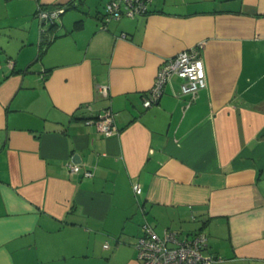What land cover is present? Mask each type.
<instances>
[{"label": "crops", "instance_id": "0c3cea01", "mask_svg": "<svg viewBox=\"0 0 264 264\" xmlns=\"http://www.w3.org/2000/svg\"><path fill=\"white\" fill-rule=\"evenodd\" d=\"M107 1L0 0V264H142L145 221L203 231L212 264H264V0H152L104 22ZM57 4L42 47L37 8ZM193 47L206 85L180 94L173 76L144 107ZM106 109L118 134L87 122Z\"/></svg>", "mask_w": 264, "mask_h": 264}, {"label": "built area", "instance_id": "2783aa9c", "mask_svg": "<svg viewBox=\"0 0 264 264\" xmlns=\"http://www.w3.org/2000/svg\"><path fill=\"white\" fill-rule=\"evenodd\" d=\"M151 2L152 0H108L103 8V20L107 22L122 16L134 17L145 14ZM63 11V6L52 9L38 7L36 15L41 22L52 23ZM173 76L182 79L179 84L180 94L194 96L200 87L206 85L205 64L198 47L182 50L160 64L152 86L143 96L144 107H149L159 101L164 86L171 81ZM100 92L106 94V88L101 87ZM90 121L106 136L119 133L114 122V114L108 109L96 119L87 120V122ZM68 169L71 173H77L80 171V165L70 162ZM83 175L91 176L92 172L85 169ZM132 188L135 194L141 191L139 184H133ZM141 229L142 233L136 239L135 247L137 257L142 264H212L216 259L214 255L203 252L207 239L203 231L199 230L191 235L181 236L176 231L166 229L162 235H157L147 221L142 224ZM104 247H108V244H104Z\"/></svg>", "mask_w": 264, "mask_h": 264}, {"label": "rangeland", "instance_id": "374dc122", "mask_svg": "<svg viewBox=\"0 0 264 264\" xmlns=\"http://www.w3.org/2000/svg\"><path fill=\"white\" fill-rule=\"evenodd\" d=\"M49 25H50L49 22H46V23L43 24V26L45 28H48ZM168 226L171 229H179V228H181V229H183V231H191L194 228V224L192 222L191 223L189 221L182 222V221H179V220H176V222L174 221V223H171V225H168ZM155 230L160 235L161 232H162V227L156 228ZM179 233L182 234V232H179ZM184 233H186V232H183V234ZM107 241H109L111 243V241H112L111 237L106 239L105 244H108ZM113 245H114V243H113ZM121 254L122 253L120 252L116 256V258L114 259L115 256H113V251L106 250L104 252V255H105V258H106V260H104V264H126L129 261L128 257H130V253H129V251H126V252H124V254L122 256H121Z\"/></svg>", "mask_w": 264, "mask_h": 264}, {"label": "trees", "instance_id": "16d2710c", "mask_svg": "<svg viewBox=\"0 0 264 264\" xmlns=\"http://www.w3.org/2000/svg\"><path fill=\"white\" fill-rule=\"evenodd\" d=\"M63 6L64 7V10L66 9L67 6H64V5H60V4H57L56 6L52 7V8H56V7H61ZM40 8H43V9H48V8H44V7H41L39 6ZM51 8V9H52ZM43 22H42V30H41V37H42V40H41V43H40V46L42 45H46L49 41H51V39L53 38V35L51 34V32H53V28L55 27L54 25H56V22H52L50 23L49 27L48 28H43Z\"/></svg>", "mask_w": 264, "mask_h": 264}]
</instances>
